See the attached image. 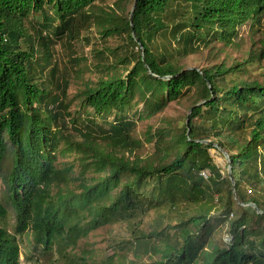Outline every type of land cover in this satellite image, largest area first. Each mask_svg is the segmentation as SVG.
I'll use <instances>...</instances> for the list:
<instances>
[{
	"label": "trees",
	"instance_id": "1",
	"mask_svg": "<svg viewBox=\"0 0 264 264\" xmlns=\"http://www.w3.org/2000/svg\"><path fill=\"white\" fill-rule=\"evenodd\" d=\"M97 1L0 0V220L11 215L15 223L14 235L0 227V264H19L15 235L28 231L35 253L54 250L72 264L66 251L91 232L115 222L141 224L151 212L156 221L148 233H134V244L138 253L158 255L159 264H264V28L257 29L259 48L230 66L184 69L153 45L166 32L183 53L210 37L228 44L236 26L261 25L264 0H131L128 18L117 16L128 0H116L109 12L95 11ZM37 15L32 37L25 24ZM169 16L178 19L170 28ZM91 24L102 38L124 34L138 51L119 60L134 63L124 77L105 66L84 84L80 106L93 114L80 121L67 111L53 71L44 75L34 42L46 63L53 38L73 40ZM255 61L261 81L227 82ZM194 88L188 126L146 139L154 163L133 157L142 143L125 112L142 104L139 119H147ZM111 116L107 130L94 122ZM213 145L226 153L231 179L227 166L222 173L213 164ZM65 155L73 161L59 167ZM219 223L230 237L224 246L214 243Z\"/></svg>",
	"mask_w": 264,
	"mask_h": 264
},
{
	"label": "rangeland",
	"instance_id": "2",
	"mask_svg": "<svg viewBox=\"0 0 264 264\" xmlns=\"http://www.w3.org/2000/svg\"><path fill=\"white\" fill-rule=\"evenodd\" d=\"M115 2L116 0H98L95 3V11L102 9L109 12L113 9ZM131 7V0L126 1V3H123V11L117 12V16L128 18L129 12L132 11ZM95 14L97 15L98 13L96 12ZM40 19L41 16L37 15L34 19L30 18L27 21L30 24H25L27 26L26 31L30 36L34 37L32 26L34 22L40 21ZM177 20L169 16L166 19V24L170 28ZM250 24L251 22L248 21L245 24L236 26L235 33L230 36L228 44H225V41L210 37L205 43L194 44L192 49L183 53L180 51V46L166 32L164 37L158 36L153 45L158 52H162L165 49L172 54L171 62L184 69L202 70L212 68L221 63L230 66L235 62L243 61L247 57V51L250 49L256 50L259 48L258 40L260 39V34L257 29L264 28V19L260 26L255 25L250 29ZM127 43L124 34L122 36L113 35L102 38L99 35L98 27L95 24H91L86 26V28H81L78 36L73 40L68 41L66 36L53 38L48 46L50 57L44 63L42 62L44 58L42 55L43 48L37 45L36 41L34 42V52L36 57L40 59L38 62L42 66L44 75H47L48 71L52 70V82L55 81L65 87L66 98L64 102L68 106L67 111L71 114L72 119L78 120L79 118L82 121L81 119L86 114L89 116L93 114L90 109L87 110L90 114L83 112L79 95L84 90V84H92L101 76L95 72L99 69H105V66H113L116 68L117 73L124 77L132 68L133 62L130 64L118 63L123 57L138 51L137 48H133L132 45H127ZM23 48L26 49V46ZM98 53H101V55ZM261 64L264 66V60ZM262 66H259L257 61L249 63L245 65L242 73L233 76L228 75L226 80L227 82L230 80L249 82L254 79L261 81ZM42 83L46 84L48 89H52V83H50L48 77H44ZM194 101L195 88L191 92L185 93L183 98L169 103L164 110L147 119H139V114L142 112V104L128 109L125 112V116L133 122L132 136L142 143V147L136 151L133 157H137L143 162L154 163L156 152H154L152 143L146 142V139L151 137L150 139L153 140L152 136L157 130L167 131L171 129V132L176 130L179 133L181 125L185 123L186 116H188ZM111 121L112 116L105 122L102 118L94 117V122L101 126L103 130L109 128V122ZM75 126L81 127L79 124ZM68 129L70 130V128ZM99 137L100 135H98L97 139ZM209 154L213 164L222 173H225L226 160L222 153L213 147V149L209 150ZM73 157V155L58 156V166L72 163ZM9 164V161H6L7 169ZM77 172L78 168L75 167L73 174L77 175ZM262 186L264 187V184ZM246 190H249V187H245ZM181 210L185 212L184 207ZM171 215L173 216L172 221H174L177 215ZM168 216L166 221H168ZM156 219L157 214L151 212L141 224L132 225V223L128 222H115L105 225L91 232L86 238L79 240L74 248L68 249L66 252L72 258V264H159L158 255L144 252L138 253V249L135 248L134 244L135 237H138V235L134 237V233L140 231L148 233L150 224ZM0 227H3L9 234L14 235L15 223L11 215L5 220H0ZM215 235L214 243L218 246H224L230 240L226 224H217ZM15 243L20 253V264H65L54 250L45 254L35 253L32 250L29 231L21 235H15Z\"/></svg>",
	"mask_w": 264,
	"mask_h": 264
},
{
	"label": "water",
	"instance_id": "3",
	"mask_svg": "<svg viewBox=\"0 0 264 264\" xmlns=\"http://www.w3.org/2000/svg\"><path fill=\"white\" fill-rule=\"evenodd\" d=\"M131 13H132V11H131ZM131 13H130V16H129L130 19H131ZM139 48H140V50L142 49L141 46H140ZM191 69H192V68H191ZM167 79H168V78H167ZM186 126H188V117H187V119H186ZM187 134H188V131H187ZM203 143H204V144H207V143H209V142H208V141H205V142H203ZM213 146H214L215 148H217L216 145H213ZM217 150L220 151V152L222 153V155L225 157V160H226V166H227V172H228V177L231 179V168H230L229 159H228L226 153H224L221 149H218V148H217ZM248 206H252V207L256 210V208H255L253 205L248 204Z\"/></svg>",
	"mask_w": 264,
	"mask_h": 264
},
{
	"label": "built area",
	"instance_id": "4",
	"mask_svg": "<svg viewBox=\"0 0 264 264\" xmlns=\"http://www.w3.org/2000/svg\"><path fill=\"white\" fill-rule=\"evenodd\" d=\"M200 175H201L204 179H207V177H208V173H207L206 171L201 172Z\"/></svg>",
	"mask_w": 264,
	"mask_h": 264
},
{
	"label": "clouds",
	"instance_id": "5",
	"mask_svg": "<svg viewBox=\"0 0 264 264\" xmlns=\"http://www.w3.org/2000/svg\"><path fill=\"white\" fill-rule=\"evenodd\" d=\"M19 256H20V254H19ZM20 264V263H19Z\"/></svg>",
	"mask_w": 264,
	"mask_h": 264
}]
</instances>
